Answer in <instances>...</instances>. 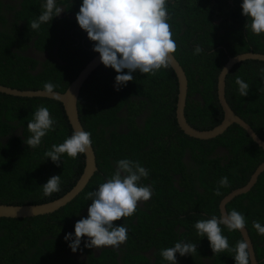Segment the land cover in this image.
I'll use <instances>...</instances> for the list:
<instances>
[{
	"label": "trees",
	"instance_id": "16d2710c",
	"mask_svg": "<svg viewBox=\"0 0 264 264\" xmlns=\"http://www.w3.org/2000/svg\"><path fill=\"white\" fill-rule=\"evenodd\" d=\"M21 8L13 22H7L4 0H0V84L20 89H44L46 82L56 91H65L82 69L98 53L95 42L82 30L76 16L83 0H56L65 11L39 30L30 22L38 19L46 0H16ZM243 0H168L175 56L183 65L189 91L186 104L188 121L200 129L221 123L224 111L218 98V74L230 56L243 52L264 53V34L247 30L242 15ZM34 41V45L31 41ZM33 50L49 52L44 60ZM196 46L203 51L194 54ZM32 50V51H33ZM264 61L247 59L237 63L227 76L226 95L234 111L264 138V80L259 76ZM127 74V69L124 70ZM118 73L103 63L84 83L78 110L86 131L92 133L98 170L85 189L59 210L26 218L0 217V264H169L160 250L183 240L197 244L193 255L180 256L178 264H235L233 253L215 254L210 241L201 238L195 222L221 215L220 202L233 189L245 185L264 161V149L239 124L210 139L186 134L176 117L178 77L172 67L154 76L139 71L126 86L115 88ZM236 76L250 85L249 94H239ZM200 97V100L194 97ZM41 105L48 107L57 121L55 131L31 149L24 141L31 133L27 124ZM142 115L140 121L138 118ZM74 132L62 102L47 97H21L0 92V202L36 204L55 200L71 190L83 174L86 156L72 159L64 154L57 166L45 153ZM139 161L149 171L142 179L152 185L153 195L138 205L131 217L115 221L128 229L122 261L115 250L106 249L98 259L91 248L90 260L81 262L71 254L65 236L75 235V224L87 218L92 201L87 193L98 190L115 171L120 159ZM54 175L61 176V190L44 196L43 186ZM229 187L215 189L222 177ZM246 218L258 264H264V236L253 221L264 226V171L254 187L235 197L227 206ZM83 212H86L83 215ZM223 234L230 246L243 239L240 231ZM153 250V257L146 252ZM251 264V261H250Z\"/></svg>",
	"mask_w": 264,
	"mask_h": 264
},
{
	"label": "clouds",
	"instance_id": "9594fccd",
	"mask_svg": "<svg viewBox=\"0 0 264 264\" xmlns=\"http://www.w3.org/2000/svg\"><path fill=\"white\" fill-rule=\"evenodd\" d=\"M241 8L242 15L248 18L246 29L257 36L264 34V0H243ZM42 9L38 19L30 22L31 30H39L41 24L51 22L65 11L64 7L57 5L56 0H46ZM76 19L80 28L87 32L88 38L95 42L93 51L100 54L103 65L118 73L115 77L117 91L133 81L132 73L136 71L154 76L162 68L168 69L174 64L178 45L169 23L168 0H83ZM202 51L200 46H196L194 54L199 55ZM125 69L127 74H124ZM259 76L264 80V68H260ZM235 83L239 86L241 96L249 94L250 85L242 78L236 76ZM55 87L50 82L43 85L46 94L59 98ZM56 123L49 108L41 105L27 124L31 136L24 142L31 149L39 147L42 138L50 131H55ZM92 144L91 132L75 130L63 143L53 144L45 156L59 166L64 154L77 159L81 154L87 155ZM148 177L149 171L139 161L127 158L116 161L114 173L99 184L98 190L87 193L86 199L92 201L87 218L76 222L74 237L72 233L65 236L66 241H71V250L76 252L85 236L88 238L84 242L87 248H119L126 243L128 229L124 224L116 226L114 222L133 216L140 202L151 199L152 185L141 183L142 179ZM229 186L228 178L222 177L215 195H221L220 189ZM41 187L44 196L59 192L61 176H52ZM252 223L257 233L264 236V226L255 220ZM222 225L229 232H243L247 222L243 214L233 209L226 214L222 212L219 216L200 219L194 227L201 238H208L215 254L230 252L233 253L235 264H250L252 252L249 240L244 238L237 241L234 247L230 246ZM197 250V244L180 240L174 247L161 249L159 255L169 264H178L177 253L180 256H194Z\"/></svg>",
	"mask_w": 264,
	"mask_h": 264
},
{
	"label": "water",
	"instance_id": "95a60500",
	"mask_svg": "<svg viewBox=\"0 0 264 264\" xmlns=\"http://www.w3.org/2000/svg\"><path fill=\"white\" fill-rule=\"evenodd\" d=\"M35 50V49H34ZM33 50V51H34ZM247 59L262 60L264 61V53L260 52H243L234 56H230L228 61L222 67L218 74V85L217 92L218 98L224 111V118L218 125L212 128L200 129L193 126L187 119L186 116V104L189 91V80L186 71L180 61L174 54V69L176 76L178 77V99L176 103V117L180 128L188 135L199 138V139H210L224 133L232 124L237 123L242 126L248 134L264 149V139L254 130L250 123L244 118L237 114L232 106L230 105L226 95L227 76L231 69L241 61ZM102 64L100 54L98 53L87 65L82 69L79 75L72 81L65 91H55L59 98H53L44 92V89H20L17 87H11L8 85L0 84V92L21 96V97H47L56 99L64 105L66 113L72 124L73 130H85L78 110V99L81 89L84 83L92 75L97 67ZM86 156V166L83 174L74 185V187L65 193L63 196L44 203L36 204H9L0 202V217L8 218H26L44 214L53 213L60 208L67 205L69 202L74 200L88 185L90 179L93 177L95 172L98 170L96 152L92 145ZM264 171V161L255 169L251 175L250 180L243 186L233 189L228 193L220 202V213H229L228 204L237 196L247 193L256 184L260 174ZM243 239L246 238L250 242L252 260L251 264H258L255 246L251 238L249 229L241 232Z\"/></svg>",
	"mask_w": 264,
	"mask_h": 264
},
{
	"label": "flooded vegetation",
	"instance_id": "af4514ba",
	"mask_svg": "<svg viewBox=\"0 0 264 264\" xmlns=\"http://www.w3.org/2000/svg\"><path fill=\"white\" fill-rule=\"evenodd\" d=\"M4 13H5V16H6V21L7 22H13L14 21V18H15V15H16V12L19 10V8H21V2H17L16 0H4ZM64 7V6H62ZM34 41H31V43L34 45ZM35 46H32L31 49H30V53L34 54L35 55V58L39 59V60H44L47 58V56L49 55V52H43V51H38V50H33ZM195 99L197 100H200V97L197 96V97H194ZM142 118V115L138 118V121H140ZM260 136V135H259ZM261 137V136H260ZM263 138V137H262ZM264 139V138H263ZM91 180V179H90ZM144 202H140L139 203V206H141L142 208L144 207ZM88 212V210H87ZM86 212H83V215H85ZM87 238V237H86ZM88 240V238H87ZM127 242L122 244L119 248H112V247H104V248H100V249H96V248H91L92 250V254L96 257V258H100L101 255H103V253L105 252L106 249H110V250H115L117 253H118V260L119 261H122V256H123V250L122 248L125 247L127 245ZM71 254L76 258L78 259L79 261L81 262H85V263H88L89 260H90V254L88 252V250H77L76 252H73L71 251ZM146 255L147 256H150L154 259L153 257V250H149L146 252ZM82 264V263H80Z\"/></svg>",
	"mask_w": 264,
	"mask_h": 264
}]
</instances>
